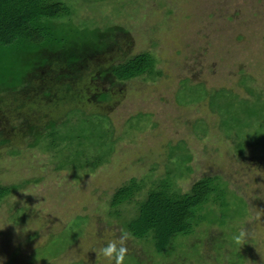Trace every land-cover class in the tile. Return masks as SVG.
<instances>
[{"label": "rangeland", "instance_id": "rangeland-1", "mask_svg": "<svg viewBox=\"0 0 264 264\" xmlns=\"http://www.w3.org/2000/svg\"><path fill=\"white\" fill-rule=\"evenodd\" d=\"M64 1L74 13L56 36L86 60L2 62L10 84L28 76L7 92L0 78V186H17L0 203V264H111L99 249L123 233V264H264V0ZM140 53L150 72L116 81L112 67ZM166 173L183 193L219 176L225 197L159 256L125 229L134 204L119 218L110 200Z\"/></svg>", "mask_w": 264, "mask_h": 264}, {"label": "trees", "instance_id": "trees-1", "mask_svg": "<svg viewBox=\"0 0 264 264\" xmlns=\"http://www.w3.org/2000/svg\"><path fill=\"white\" fill-rule=\"evenodd\" d=\"M73 13V8L64 0H0V78L5 82L2 84L5 87L3 91H17L25 85L28 76H21L19 84H10L7 79L13 71L2 64L7 54L21 57V51L26 52L30 73L54 62L74 66L88 58L84 51L81 52L78 44H67L56 36L53 21ZM152 59L147 53L137 54L113 66L111 73L116 81H130L150 72L154 64ZM65 86L73 89L71 85ZM73 94L77 95L75 91ZM99 98L106 101L110 95L103 93ZM35 135L38 136L36 130L30 134L32 137ZM55 136L53 130L46 134V137L52 138L48 143L59 148L61 144H57ZM185 158V163L192 161V157ZM187 171L193 172L191 167ZM189 176L191 175L187 174L184 178ZM165 177L170 178V174L155 178L153 182L132 178L119 187L110 200L111 209L115 210L111 214L119 218V207L134 204L135 212L124 221L125 229L132 238L151 242L159 256L173 252L171 247L179 236L197 233L196 230L204 221L205 209L213 202L223 201L225 197V193L219 191V176L203 177L195 181L185 193L176 191L172 183L164 180ZM15 189V185L0 186V203Z\"/></svg>", "mask_w": 264, "mask_h": 264}, {"label": "clouds", "instance_id": "clouds-1", "mask_svg": "<svg viewBox=\"0 0 264 264\" xmlns=\"http://www.w3.org/2000/svg\"><path fill=\"white\" fill-rule=\"evenodd\" d=\"M243 236L244 233L241 232L239 236L235 237V240L240 242ZM126 237L127 234L123 233L118 240L107 242L99 249L100 254L107 258L111 264H123L127 252V248L124 246Z\"/></svg>", "mask_w": 264, "mask_h": 264}, {"label": "crops", "instance_id": "crops-1", "mask_svg": "<svg viewBox=\"0 0 264 264\" xmlns=\"http://www.w3.org/2000/svg\"><path fill=\"white\" fill-rule=\"evenodd\" d=\"M208 126H209V125H208ZM206 134H207V133L203 134V136L206 135ZM244 153H245V152H244ZM244 153H243L242 155H244ZM242 155H239V156L241 157Z\"/></svg>", "mask_w": 264, "mask_h": 264}]
</instances>
